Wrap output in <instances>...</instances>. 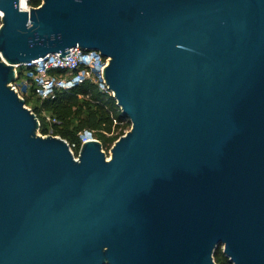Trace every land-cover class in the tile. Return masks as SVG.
<instances>
[{
	"label": "water",
	"instance_id": "water-1",
	"mask_svg": "<svg viewBox=\"0 0 264 264\" xmlns=\"http://www.w3.org/2000/svg\"><path fill=\"white\" fill-rule=\"evenodd\" d=\"M0 10V264H264V0ZM74 46L131 122L109 155L41 134L10 84Z\"/></svg>",
	"mask_w": 264,
	"mask_h": 264
},
{
	"label": "trees",
	"instance_id": "trees-1",
	"mask_svg": "<svg viewBox=\"0 0 264 264\" xmlns=\"http://www.w3.org/2000/svg\"><path fill=\"white\" fill-rule=\"evenodd\" d=\"M27 3L38 6L41 0H28ZM23 97L26 106L32 104L30 108L39 119V132L65 138L75 155L80 147L78 134L84 129L90 130L107 152L131 126L128 117L121 114L115 98L99 90L91 80H85L71 89L57 90L53 97L40 98L32 88ZM46 116L54 117L56 121H48ZM213 255L216 264H233L221 247L216 248Z\"/></svg>",
	"mask_w": 264,
	"mask_h": 264
},
{
	"label": "built area",
	"instance_id": "built-area-1",
	"mask_svg": "<svg viewBox=\"0 0 264 264\" xmlns=\"http://www.w3.org/2000/svg\"><path fill=\"white\" fill-rule=\"evenodd\" d=\"M21 1L20 7L26 9L30 7L27 3L28 0ZM1 23L0 17V26ZM68 50L69 52L64 56H60L58 52L49 53L29 63L14 65L15 79L10 83L11 86L23 99L24 94L30 88L40 98H48L53 97L57 90L71 89L85 80H91L99 90L112 95L113 92L108 88L104 78V69L108 64L109 57L103 56L99 50H86L79 46L71 47ZM20 70L22 71L21 75ZM53 70L57 71L53 72ZM46 119L56 121L54 117L50 116H46ZM78 135L80 144L95 139L93 133L88 129H84Z\"/></svg>",
	"mask_w": 264,
	"mask_h": 264
},
{
	"label": "rangeland",
	"instance_id": "rangeland-1",
	"mask_svg": "<svg viewBox=\"0 0 264 264\" xmlns=\"http://www.w3.org/2000/svg\"><path fill=\"white\" fill-rule=\"evenodd\" d=\"M21 2H23V0H22ZM31 105H32V104L29 103V107H30ZM105 152H106V151H105ZM106 154L109 155V151H107Z\"/></svg>",
	"mask_w": 264,
	"mask_h": 264
},
{
	"label": "clouds",
	"instance_id": "clouds-1",
	"mask_svg": "<svg viewBox=\"0 0 264 264\" xmlns=\"http://www.w3.org/2000/svg\"><path fill=\"white\" fill-rule=\"evenodd\" d=\"M3 16V13L2 12H0V17H2Z\"/></svg>",
	"mask_w": 264,
	"mask_h": 264
}]
</instances>
